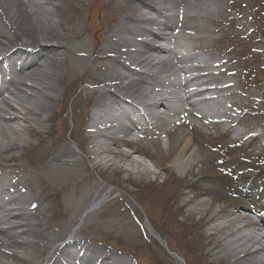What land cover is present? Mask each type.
<instances>
[{
	"label": "bare ground",
	"instance_id": "1",
	"mask_svg": "<svg viewBox=\"0 0 264 264\" xmlns=\"http://www.w3.org/2000/svg\"><path fill=\"white\" fill-rule=\"evenodd\" d=\"M97 1L0 0V66L12 68L10 66L19 60L13 57L25 56L18 69L19 76L0 85V264H61L59 255L69 258L71 264L76 260L82 264L94 261L99 264H124L125 260L111 253L83 246L73 239L67 246L56 247L55 255L43 259L47 243L51 240L49 222L42 220V216L50 209L47 203L55 201V205L64 210L57 196L65 193L63 198L68 202L66 218L72 223L82 202L86 200L77 197L68 201L69 191L65 187L55 190L58 181L52 177V173H68L75 177V196L81 192L84 182L89 180L87 176H80L81 173H88L86 163H90L92 170L115 168L123 173L138 174L143 166L120 152L118 146L120 140L132 131L135 123L142 125L154 121L166 133L167 126L174 123L173 118H177L184 110H190L187 112L190 117L188 124L196 122L207 126L210 122L197 114V106L189 105L185 90L195 82L207 86V92L225 98L234 89L233 83H225L213 72L186 81L180 77V73L186 71L177 65L181 59L176 48L183 50L182 53L203 48L194 42L205 40L210 33L211 30L203 25L205 21L215 25L219 23L213 21L212 16L223 14L222 0H214L215 6L209 9L204 6L207 0H100L103 3V18L112 24L110 29L94 31L91 19ZM148 12L167 20L166 30H170L173 40L169 48L138 41V37L149 34L142 26H158L156 21L145 17ZM81 23H84V27L79 29ZM158 39L162 41L161 37ZM103 42L106 47H100ZM80 53L84 55L81 57ZM149 53L159 57L153 58ZM89 54L90 57L95 55L92 61L87 59ZM186 59L203 64L192 69L190 72L193 74L209 68L206 65L209 58L204 60L201 55L189 54ZM106 61L109 62L105 66H99ZM218 63L221 61H213L211 66ZM159 74L167 78L171 75L174 77L164 83L158 77ZM10 75L5 73L3 78ZM88 81L97 86V89L87 93L95 97L93 108L91 112L89 107L86 108L83 122L75 114L71 116V122L77 127L70 132V139H78L79 150L84 155L81 156L75 151L78 150L76 147L72 149L67 144L62 145L63 132L57 134L50 123L63 115L67 99L74 90ZM167 86H172L174 91L166 93L167 98L162 101L152 103L156 97L165 95L155 94L154 90L158 87L166 89ZM4 93L8 96H4ZM149 100L152 102L149 103ZM218 107L221 109L223 105L219 104ZM158 111L163 114L158 115ZM236 111H239V106H236ZM222 116L215 112L216 119L220 120ZM233 122V118L226 121ZM21 123L27 125L23 130L32 139L38 140V144L32 145L18 135ZM84 124L86 127L81 133ZM184 127L188 128V125ZM77 131H80L79 138ZM115 148L117 150H113ZM24 150L26 153L20 154ZM26 158V164L39 172L36 173L37 184L45 202L44 207L40 206L39 194L33 191L32 184L23 180L22 175L27 173L26 164L17 163L13 167L5 165L7 161L16 163ZM197 158L198 149L190 138H185L169 165L184 176L195 165ZM123 160H127L130 170L124 166ZM40 172L47 174L48 179ZM15 177H19L22 182L14 181ZM232 189L238 192L234 185L230 189L223 188L228 193ZM246 189L251 194L258 189L257 183L248 187L244 185L239 191L245 192ZM89 194L91 196L85 208L86 213L81 217L80 227L102 209L112 192L95 184L87 190V198ZM210 195V191L203 190L200 197ZM184 204L188 206L189 202ZM7 206L9 208L6 210ZM211 206L213 203L208 205L201 201L193 205L190 212L200 215L199 219L205 223ZM208 222L211 233L207 235L208 242L205 245L209 249L207 255H220L218 264H264V233L261 234V225L255 224L247 216L222 211L213 215ZM145 226L153 235L152 228ZM77 227L74 233L79 232Z\"/></svg>",
	"mask_w": 264,
	"mask_h": 264
},
{
	"label": "rangeland",
	"instance_id": "2",
	"mask_svg": "<svg viewBox=\"0 0 264 264\" xmlns=\"http://www.w3.org/2000/svg\"><path fill=\"white\" fill-rule=\"evenodd\" d=\"M222 2L223 14L212 16V20L219 23L217 25L206 21L203 23L212 31L206 35L208 39L194 42L196 46L203 47L199 50L204 55H198H202L206 60L209 58L208 62L211 64L213 61L227 62L228 67H224L229 69L227 73L230 74L232 71L233 78L226 73L220 74L219 78L225 83L232 80L237 89L234 88L235 90L231 92L234 94L228 95L226 100L241 103L242 109L248 112L260 111L264 108L262 91L264 88V69L262 70L264 0H222ZM215 4L214 0H207L204 6L209 9L208 7H214ZM65 6L70 7V5ZM102 8L103 3L98 0L92 13L94 17L90 15L91 27L94 31L111 28L112 23L103 18ZM83 27L84 23H81L79 29ZM100 47H106V44L103 42ZM80 54L81 57L84 55ZM94 56L90 57L89 54L88 61H92ZM108 62L99 66H105ZM95 89L97 86L89 81L76 88L67 99L63 115H59L50 123L57 134L63 132L62 145L67 144L72 149L76 147L78 150L75 151L81 156L84 155L79 150L78 139L75 141L70 139V132L77 127L71 122V116L75 114L79 121L83 122L86 108L89 107L91 112L95 101V97L87 93ZM254 103H256L255 107ZM261 122H264L262 117L248 116L239 122L238 128L240 130L255 128ZM26 126L21 123L18 135L32 145L38 144V140L32 139L31 135L23 130ZM85 127L86 124L81 126V133ZM233 131L223 135L217 127L208 130L209 134L196 129L176 128L173 133L168 134L166 141L162 140L157 144L141 143V146L149 148L150 152L143 154L149 158L124 152L121 147L123 140H120L118 145L120 152L143 166L138 174L123 173L115 168L92 170L90 163H86L88 173H81L80 176H87L89 180L87 183L84 182L78 196L73 193L75 177H71L68 173H52V177L58 181L55 190H63L62 187H65L69 191L68 201L77 197L86 200L82 202V207L74 217V221L69 223L66 218L68 202L63 198L65 193L57 196L59 204L64 205V210L49 198L52 204L47 203L50 209L46 214L43 212L42 220L49 222L48 233L51 240L47 243L43 259L55 255L54 249L59 245L58 243L79 226L77 228L80 230L74 233V237L84 241V245L101 249L107 254L111 253L125 260L124 264H218L220 255L211 256L212 253L207 255L209 249L205 245L208 242L207 235L211 233L208 220L221 211L250 217L247 208L257 210L264 208V158L260 161L258 157L264 153L260 152L264 148V137L248 144L243 143L242 137L237 133L232 137ZM78 132L80 131H77V135ZM185 138L193 141V145L198 149L199 158L188 174L182 176L170 167L169 162ZM236 145L240 147L236 148ZM24 153L25 150L20 151V154ZM26 161L28 162V158L16 163L7 161L5 165L13 167L22 162V165H25ZM122 163L128 168L127 160H123ZM26 169L27 173L22 175L23 180L32 184L33 191L41 198H39L40 206L44 207L45 202L37 184L36 173L39 172H36L32 165L26 164ZM40 174L48 179L47 174L42 172ZM223 175L227 177L223 178ZM14 181L22 182L19 177H15ZM255 183L260 191L256 189L249 195L250 191L246 189L248 196L245 197L238 195L233 189L231 193L223 190V188L230 189L234 185L239 191L244 185L248 187ZM95 184L106 187L112 195L107 197L102 209L90 216L80 227L81 217L86 213L85 208L91 196L89 194L88 198L86 197L87 190ZM203 190L210 191L211 195L200 197ZM247 199L251 200L250 205L245 204ZM187 201L188 206L184 204ZM201 201L208 205L213 203L205 223L199 219L200 215L190 212L192 206ZM251 221L254 222L252 219ZM145 225L152 228L154 236L150 235Z\"/></svg>",
	"mask_w": 264,
	"mask_h": 264
}]
</instances>
